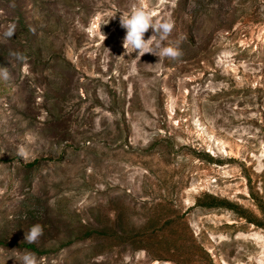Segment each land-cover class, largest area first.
Wrapping results in <instances>:
<instances>
[{
	"label": "rangeland",
	"instance_id": "rangeland-1",
	"mask_svg": "<svg viewBox=\"0 0 264 264\" xmlns=\"http://www.w3.org/2000/svg\"><path fill=\"white\" fill-rule=\"evenodd\" d=\"M137 2L0 0V264H264V0Z\"/></svg>",
	"mask_w": 264,
	"mask_h": 264
},
{
	"label": "clouds",
	"instance_id": "clouds-1",
	"mask_svg": "<svg viewBox=\"0 0 264 264\" xmlns=\"http://www.w3.org/2000/svg\"><path fill=\"white\" fill-rule=\"evenodd\" d=\"M114 17L115 14L111 18ZM119 24L125 30L122 43L125 53L131 50L130 54L137 52V56L140 57L145 54H151L158 58L157 63L162 58L177 60L183 55L179 47V42L176 44L169 43L168 45H164L163 43L171 35L174 29V23L171 20H154L153 15L146 10V0H138L137 3H133L130 6L128 11L120 13ZM149 29L152 30L153 35L145 40L144 35ZM14 34L15 25H10L4 32V36L9 39ZM99 35L104 41L106 37L100 31ZM180 39H183V37ZM154 40L157 41L155 47H153ZM10 55L17 60L23 61L26 59L21 53H10ZM10 79L11 76L8 69L6 67H0V81L7 82ZM43 232L44 229L41 224H33L27 232H24V241L28 244H34L43 235ZM17 255L21 259V264H39L37 256L32 252L25 251L20 253L17 251Z\"/></svg>",
	"mask_w": 264,
	"mask_h": 264
}]
</instances>
